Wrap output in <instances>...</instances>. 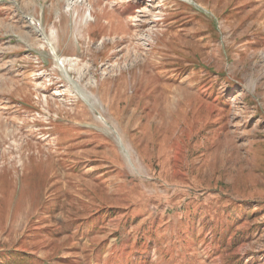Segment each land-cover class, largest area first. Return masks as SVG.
Segmentation results:
<instances>
[{"label": "rangeland", "instance_id": "374dc122", "mask_svg": "<svg viewBox=\"0 0 264 264\" xmlns=\"http://www.w3.org/2000/svg\"><path fill=\"white\" fill-rule=\"evenodd\" d=\"M0 264H264V0H0Z\"/></svg>", "mask_w": 264, "mask_h": 264}, {"label": "bare ground", "instance_id": "6f19581e", "mask_svg": "<svg viewBox=\"0 0 264 264\" xmlns=\"http://www.w3.org/2000/svg\"><path fill=\"white\" fill-rule=\"evenodd\" d=\"M103 14H105V13H103ZM89 16L91 17L90 13H88V18H90ZM98 17H99V16H98ZM101 18H102V17H101ZM101 18H100V19H101ZM89 25H90V24H89ZM85 28H86V27H85ZM94 37H95V36H94ZM47 42L50 43L49 41H47ZM49 45L51 46V49L54 50V47L51 45V43H50ZM60 62H61V61H60ZM61 64H62V63H61ZM72 72H73V71H72ZM115 84H116V82H115ZM116 87H117V86H116ZM135 87H136V86H135ZM121 95H122V94H121ZM98 157H99V156H98Z\"/></svg>", "mask_w": 264, "mask_h": 264}]
</instances>
